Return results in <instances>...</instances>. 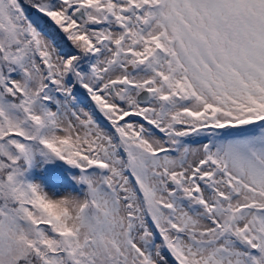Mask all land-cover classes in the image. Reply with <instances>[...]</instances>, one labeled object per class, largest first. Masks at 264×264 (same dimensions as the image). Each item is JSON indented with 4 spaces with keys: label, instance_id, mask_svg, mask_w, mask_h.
<instances>
[{
    "label": "snow or ice",
    "instance_id": "snow-or-ice-1",
    "mask_svg": "<svg viewBox=\"0 0 264 264\" xmlns=\"http://www.w3.org/2000/svg\"><path fill=\"white\" fill-rule=\"evenodd\" d=\"M0 264H264V0H0Z\"/></svg>",
    "mask_w": 264,
    "mask_h": 264
},
{
    "label": "rangeland",
    "instance_id": "rangeland-1",
    "mask_svg": "<svg viewBox=\"0 0 264 264\" xmlns=\"http://www.w3.org/2000/svg\"><path fill=\"white\" fill-rule=\"evenodd\" d=\"M50 161V163H48ZM51 164V165H50ZM79 170L67 165L59 158L48 160L38 156L33 162V178L31 181L39 183L46 192L63 194L67 191L83 195L86 188L83 184H77L72 177L78 175Z\"/></svg>",
    "mask_w": 264,
    "mask_h": 264
},
{
    "label": "clouds",
    "instance_id": "clouds-1",
    "mask_svg": "<svg viewBox=\"0 0 264 264\" xmlns=\"http://www.w3.org/2000/svg\"><path fill=\"white\" fill-rule=\"evenodd\" d=\"M49 199L53 202V205L50 207V210L59 214L64 210L68 212V223L69 226L74 224L73 217L77 209L82 206L84 202V198L78 194L67 192L59 197H49Z\"/></svg>",
    "mask_w": 264,
    "mask_h": 264
},
{
    "label": "trees",
    "instance_id": "trees-1",
    "mask_svg": "<svg viewBox=\"0 0 264 264\" xmlns=\"http://www.w3.org/2000/svg\"><path fill=\"white\" fill-rule=\"evenodd\" d=\"M30 169H31V168H30ZM30 169H29V171H30ZM29 171L26 173V177H27L28 180L31 181V178H29V177H30V176H29Z\"/></svg>",
    "mask_w": 264,
    "mask_h": 264
}]
</instances>
